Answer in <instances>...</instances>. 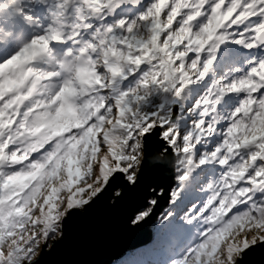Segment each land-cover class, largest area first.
<instances>
[{
    "label": "snow or ice",
    "instance_id": "snow-or-ice-1",
    "mask_svg": "<svg viewBox=\"0 0 264 264\" xmlns=\"http://www.w3.org/2000/svg\"><path fill=\"white\" fill-rule=\"evenodd\" d=\"M106 197L169 205L155 264H264V0H0V264Z\"/></svg>",
    "mask_w": 264,
    "mask_h": 264
},
{
    "label": "water",
    "instance_id": "water-1",
    "mask_svg": "<svg viewBox=\"0 0 264 264\" xmlns=\"http://www.w3.org/2000/svg\"><path fill=\"white\" fill-rule=\"evenodd\" d=\"M157 182L167 190L168 173L159 172ZM113 201H101L87 212L69 222L67 238L44 257L43 264H112L129 252L146 247L153 240L152 222L168 207L164 199L152 220L139 228L126 224L127 214L134 201H126L116 208ZM258 259V258H257Z\"/></svg>",
    "mask_w": 264,
    "mask_h": 264
},
{
    "label": "rangeland",
    "instance_id": "rangeland-1",
    "mask_svg": "<svg viewBox=\"0 0 264 264\" xmlns=\"http://www.w3.org/2000/svg\"><path fill=\"white\" fill-rule=\"evenodd\" d=\"M161 215H158V217L152 222L151 228L153 233V240L152 242L156 241V243H159V247L156 246V243H150L146 247L140 249V250H134L131 251L126 258L123 260H114L112 264H155V261L160 259L159 251L161 247L164 245V242L160 240L158 234H157V226L159 223ZM148 254V255H147ZM145 261V262H144ZM144 262V263H143Z\"/></svg>",
    "mask_w": 264,
    "mask_h": 264
},
{
    "label": "trees",
    "instance_id": "trees-1",
    "mask_svg": "<svg viewBox=\"0 0 264 264\" xmlns=\"http://www.w3.org/2000/svg\"><path fill=\"white\" fill-rule=\"evenodd\" d=\"M153 233H154V232H153ZM152 243H153V242H152ZM152 243H151V244H152ZM151 244H150V245H151ZM141 249H142V248H141ZM137 250H140V249H137ZM130 253H132V252H129L124 258H126ZM124 258H122L121 260H123ZM121 260H120V261H121ZM144 262H145V261H144ZM144 262H143V263H144Z\"/></svg>",
    "mask_w": 264,
    "mask_h": 264
},
{
    "label": "bare ground",
    "instance_id": "bare-ground-1",
    "mask_svg": "<svg viewBox=\"0 0 264 264\" xmlns=\"http://www.w3.org/2000/svg\"><path fill=\"white\" fill-rule=\"evenodd\" d=\"M161 240V239H160ZM163 242V241H162ZM156 243V241L153 242V244ZM150 246V245H149ZM156 246L159 247V243H156ZM151 247V246H150ZM148 255V254H147Z\"/></svg>",
    "mask_w": 264,
    "mask_h": 264
}]
</instances>
